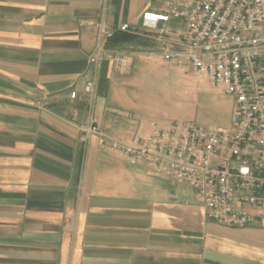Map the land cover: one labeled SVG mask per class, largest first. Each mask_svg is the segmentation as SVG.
<instances>
[{
  "label": "crops",
  "instance_id": "crops-1",
  "mask_svg": "<svg viewBox=\"0 0 264 264\" xmlns=\"http://www.w3.org/2000/svg\"><path fill=\"white\" fill-rule=\"evenodd\" d=\"M167 1L0 0V264H264L261 222L208 221L189 184L131 164L96 135L83 139L79 125L89 117L125 138L140 124L147 133L152 122L170 120L144 119L131 76L109 61L99 66L91 108L71 98L91 77L97 24L114 31L139 24L143 12ZM141 36L106 46L133 53L135 71L141 63L165 75L178 67L156 41L157 49L135 48L147 44ZM231 114L214 126L229 125Z\"/></svg>",
  "mask_w": 264,
  "mask_h": 264
},
{
  "label": "built area",
  "instance_id": "built-area-1",
  "mask_svg": "<svg viewBox=\"0 0 264 264\" xmlns=\"http://www.w3.org/2000/svg\"><path fill=\"white\" fill-rule=\"evenodd\" d=\"M172 21L180 27L170 29ZM97 27L98 42L89 55L91 77L81 92L71 91V98L86 100L90 108L103 61L124 75L135 64L133 53L106 46L115 31L105 21ZM117 30L153 39L169 64L231 97V123L152 122L149 132L141 133L140 124L125 138L89 117L79 125L83 139L96 135L101 147L121 153L131 164H145L156 176L194 187L208 221L233 228L261 222L264 228V0H168L165 8L143 12L139 24L125 23ZM128 117L136 115L129 112Z\"/></svg>",
  "mask_w": 264,
  "mask_h": 264
},
{
  "label": "rangeland",
  "instance_id": "rangeland-1",
  "mask_svg": "<svg viewBox=\"0 0 264 264\" xmlns=\"http://www.w3.org/2000/svg\"><path fill=\"white\" fill-rule=\"evenodd\" d=\"M141 32L147 34L144 30ZM141 38L148 42L137 44L138 50L159 47L147 36ZM162 70V67L148 69L141 63L138 70L134 67L128 75L131 76L128 78L131 99L144 119L190 120L210 126L229 122L231 103L228 96L212 90L208 83L181 68L175 67L167 75Z\"/></svg>",
  "mask_w": 264,
  "mask_h": 264
},
{
  "label": "trees",
  "instance_id": "trees-1",
  "mask_svg": "<svg viewBox=\"0 0 264 264\" xmlns=\"http://www.w3.org/2000/svg\"><path fill=\"white\" fill-rule=\"evenodd\" d=\"M135 35L123 31H115L113 36L109 39V46H118L122 42L131 41Z\"/></svg>",
  "mask_w": 264,
  "mask_h": 264
}]
</instances>
